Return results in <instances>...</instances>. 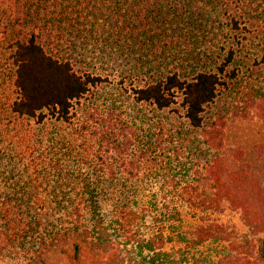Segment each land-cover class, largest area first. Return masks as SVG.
<instances>
[{
    "label": "trees",
    "instance_id": "trees-1",
    "mask_svg": "<svg viewBox=\"0 0 264 264\" xmlns=\"http://www.w3.org/2000/svg\"><path fill=\"white\" fill-rule=\"evenodd\" d=\"M45 4V0H0V71L9 62L16 96L9 106L10 114L14 121H33V127H42L46 117L69 124L73 118L70 113L73 103L81 100L91 87H98L107 80L89 71L91 67L84 58V45L88 39L79 30L75 33L74 26L67 21L69 13H48ZM236 29L237 24L231 16L228 31L233 33ZM230 45L220 49L224 57L218 73L196 72L190 77L185 72L193 69L196 60L201 62L200 59L169 51V44L159 45L157 62L147 63L146 71L139 73L144 79L149 74L153 81L131 89L136 103L152 106L158 112L177 106L187 127L198 132L203 150L209 152L198 159L187 183L172 180L171 189L177 194L171 199L174 215L170 217L179 219L178 227L182 230H177L170 240L178 250L169 259L170 256L162 253L160 248L150 247L153 263L245 264L238 248L228 243L222 228L211 218L224 205L239 210L250 228L264 234V103L254 101V118L262 134L247 149L226 147L223 131L204 119L206 108L214 102L219 87L224 85L219 74L233 63L235 52L233 43ZM6 53L8 55L3 59ZM150 71L153 73H147ZM228 77L233 78V73ZM90 119L95 121V127L101 123L92 115ZM87 123L80 125L79 133L83 138L79 140H84L82 154L86 158L81 162H88L90 181L84 189L80 188L81 198L67 201L40 197L41 192L32 181L36 177L44 184L45 179L50 178L45 169L36 167L34 173L27 172V175L24 172L37 160L32 154L40 140L31 137L25 140L24 130H21L23 122L18 123L20 128L13 135L0 126V168L6 164L10 167L6 179L13 182V199L0 201L1 262H130L123 253L122 236L132 232L135 213L124 203L116 204L111 214L105 211L116 195L121 197L127 192L126 184L116 186L136 180L144 166L143 157L153 152L132 142L127 134L118 139L110 125L106 129L103 124L101 130H96ZM26 124L27 127L31 125ZM181 135L182 140L188 137ZM38 136L42 137L39 133ZM95 137L102 141L101 146L91 145ZM7 152L10 154L8 159L5 158ZM92 157L98 167L93 165ZM17 168H20L19 172ZM2 175L0 171V181L4 180ZM102 181L103 185L118 183L113 186L116 193L112 194V200L107 202L100 195H105L112 187L101 186ZM51 192L59 193L58 189ZM185 220L194 225L184 226ZM138 242L140 244V240ZM205 246L215 247L213 257H203L200 249ZM256 256L259 264H264V239Z\"/></svg>",
    "mask_w": 264,
    "mask_h": 264
},
{
    "label": "rangeland",
    "instance_id": "rangeland-1",
    "mask_svg": "<svg viewBox=\"0 0 264 264\" xmlns=\"http://www.w3.org/2000/svg\"><path fill=\"white\" fill-rule=\"evenodd\" d=\"M45 2L48 13H69L67 21L74 26L75 33L79 30L88 39L84 45V58L91 67L89 71L107 80L98 87H91L81 100L73 103L70 112L73 118L69 124L46 117L42 127H33V121H14L10 114L9 106L16 96L12 88L11 66L9 62L5 63L0 71V126L13 135L20 128L18 123L23 122L21 130H24L25 140L29 137L40 140L32 154L37 160L30 164V170L24 172L27 175V172L34 173L36 167L45 169L50 178L41 184L35 177L32 184L38 187L41 198L49 200L79 199L83 195L80 188L84 189L90 181L88 162H81L86 157L82 154L84 140H79L83 138L79 128L83 122L95 127L91 115L100 119L96 130H101L103 124L106 129L110 125L118 139L120 135L127 134L132 142L149 149L148 152L152 150L151 155L147 153L143 157L144 166L137 179L116 186L126 184L127 192L121 197L116 195L105 212L111 214L116 204L124 203L135 213L132 232L122 236L125 243L123 253L130 260L128 264H156L150 261V247L160 248L170 259L178 250L170 239L177 230H182L178 227L179 219L170 217L174 215L171 199L177 194L171 189L172 180L187 183L198 159L209 152L203 150L198 132L187 127L177 106L158 112L152 106L136 103L131 89L153 81L149 74L144 79L139 73L146 71L147 63L157 62L159 45L169 44V51L200 59L201 62L196 60L193 69L185 72L190 77L196 72L218 73L224 57L220 49L231 47L233 43V63L219 74L224 85L219 87L214 102L206 108L204 119L223 131L226 147L247 149L262 134L255 122L253 106L254 101L264 103V0ZM231 16L237 24L233 33L228 31ZM7 55L3 54V59ZM151 70L154 72V67ZM230 73H233V78L228 77ZM26 123L31 125L27 127ZM181 133L188 137L182 140ZM94 139L91 145L101 146L102 141L97 137ZM9 157L7 152L5 158ZM91 160L93 165L99 166L93 157ZM8 168L7 164L0 168L4 178L0 181V201L13 199V182L6 179ZM18 169L17 172L20 171ZM103 182H100L101 186L112 187L105 195H100L107 202L116 193L113 186L118 183L103 185ZM55 189L59 193H50ZM211 218L222 228L228 243L238 248L245 264H259L256 253L264 239L263 233L250 228L241 212L228 205L213 213ZM183 225L193 226L194 222L185 220ZM139 240L140 244L137 243ZM214 248L205 246L200 252L203 257H213ZM0 264L5 263L0 261Z\"/></svg>",
    "mask_w": 264,
    "mask_h": 264
}]
</instances>
